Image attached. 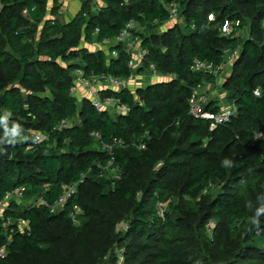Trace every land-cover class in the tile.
Instances as JSON below:
<instances>
[{
  "label": "trees",
  "instance_id": "1",
  "mask_svg": "<svg viewBox=\"0 0 264 264\" xmlns=\"http://www.w3.org/2000/svg\"><path fill=\"white\" fill-rule=\"evenodd\" d=\"M63 1L52 0L49 9L50 0H0V117L8 114V127L50 133L34 151L23 138L0 144V199L24 186L27 199L53 204L64 183L79 182L59 213L11 200L5 218H28L31 230L16 229L0 264H117V246L124 248L123 264H264V212L256 214L264 206V0H80L82 8L65 23ZM165 2L177 4L175 24L146 34L170 20ZM226 19L240 20L248 35L222 34ZM130 21L147 49L140 72L155 68L174 77L147 83L140 100L128 88L103 90L130 107L113 117L89 100L79 102L72 88L78 69L97 76L95 83L129 78L127 41L110 47L119 56L92 52L81 41L109 42ZM235 50L223 88L237 110L210 129L211 121L190 112V97L198 83L216 76L194 72L191 64L195 58L224 63ZM222 106L205 103L215 112ZM63 120L74 122L54 129ZM93 131L104 142L124 140L114 152L118 178L106 168L111 156ZM161 202H169L164 216ZM74 204L82 208L78 225L68 213ZM211 221L217 223L212 236ZM10 233L0 219V246Z\"/></svg>",
  "mask_w": 264,
  "mask_h": 264
},
{
  "label": "built area",
  "instance_id": "2",
  "mask_svg": "<svg viewBox=\"0 0 264 264\" xmlns=\"http://www.w3.org/2000/svg\"><path fill=\"white\" fill-rule=\"evenodd\" d=\"M161 2H164V0H160ZM169 12L170 20L175 21L177 18V4L174 2H165L164 3ZM176 5V6H175ZM28 10H24V14H27ZM209 18H213V15H210ZM240 20L237 19H226L222 28L221 32L224 35L230 34L232 31L238 29L240 27ZM134 26V21H130L126 27L119 33V35L116 37V42H128V48L127 51L134 49L135 50V41H138L139 38L135 37L132 33L131 28ZM97 31L99 29L97 28ZM138 52H131V61L129 63L130 66H132L134 61H137L139 63H142L145 59V56L147 54V49H144L142 47L138 46ZM113 56H119V53L117 50H114L112 52ZM239 56V51L235 50L233 52L228 51L227 56V63L233 64L237 57ZM151 68H154L155 65L151 64ZM225 65L224 63L215 64L213 61L203 60L201 58H195L193 60V63L191 64V70L194 72H201V73H207L210 75H215L216 77H221L225 73ZM155 69V68H154ZM98 79L97 76L89 77L86 76L84 71L82 69L77 70V77L75 80V86L72 88V92H74L78 86L84 85L86 88L90 91L91 94L89 95V101L98 109V110H105L108 106L113 105L115 106L119 112L127 114L130 111V107L127 104L121 103L119 100L115 98H107L104 97L103 94L95 88L96 83L95 81ZM107 81H109L110 85L115 89H123L127 88L128 84L126 79L122 78H107ZM201 87V83H198L197 87L194 89L192 96L190 97V112L193 116L196 118H203L211 121V126L216 127L220 124H224L232 118L233 114L236 112L237 108L234 105L231 106H225L224 108H221L220 111L215 112L212 110H208L205 108V103L207 102V97L204 93H201L198 91V88ZM255 93L259 95V91L256 90ZM18 124V123H17ZM69 125V121H61L57 126L54 127V129H62L63 127H66ZM11 128V127H9ZM212 129V128H211ZM92 135L100 141V146L102 150L107 151L109 155L111 156L108 164L107 169L110 171H114V164H115V155L114 152L117 147H122L125 142L123 139L118 137H113L111 142H104L102 139V135L98 131H93ZM261 137L262 134H258L256 137ZM18 138H23L26 140V146L27 150L34 151V149L40 145L43 144L50 139V133L43 132L38 129H27L24 130L22 128V131L20 133V136ZM141 148H145L146 145L143 143L140 145ZM85 176V175H84ZM84 176L79 180L80 182H83ZM115 178L119 177V174L116 173ZM78 186L79 182L74 183H64L62 185L63 187V194L59 198V200L56 203H49L46 198L40 196L38 197L31 205L30 207H40V206H49L52 208H55L58 204L61 206V209L65 208V206L69 203V201L76 195L78 192ZM26 193V187L24 186H16L12 190H9L3 197L0 199V218H3V226L5 224V227L8 228L9 231H11L10 234H8L7 242L2 244L0 246V258H5L9 254L8 247L10 246V243L13 241V233L16 231L21 232L23 234H29L31 230V224L30 219L25 217L18 218L17 221H12L11 218H5V212L7 211L11 200L19 201L21 197H23ZM18 199V200H17ZM60 209V210H61ZM54 211V210H53ZM55 212V211H54ZM69 217L71 221L78 225L80 224V218L79 216L82 213V208L78 204H74L71 209H69ZM124 248H121L120 250L117 249V252H121L120 255H118L119 258L123 259L124 262V255L123 253ZM123 264V263H122Z\"/></svg>",
  "mask_w": 264,
  "mask_h": 264
},
{
  "label": "rangeland",
  "instance_id": "3",
  "mask_svg": "<svg viewBox=\"0 0 264 264\" xmlns=\"http://www.w3.org/2000/svg\"><path fill=\"white\" fill-rule=\"evenodd\" d=\"M94 2H97L100 4V0H94ZM68 12V9H65V13ZM213 19V18H211ZM175 24V21H165L164 23L160 24L159 26H156L155 28L154 27H151L148 29V31H146V34H150L152 32H164V31H168L170 28L173 27V25ZM136 25V24H135ZM137 26V25H136ZM263 26H264V23H263ZM138 27V26H137ZM139 29V27H138ZM143 30V29H141ZM248 32H249V28L247 26H242L238 29L235 30V34L236 35H239L241 37H245L248 35ZM82 43V41H81ZM84 44V43H82ZM108 51V49H107ZM59 62L65 66V62L59 58L58 59ZM224 65H225V73L223 74V76L221 77H215L216 78V81L213 82V83H201V87L198 88V91L201 92V93H204L207 97V100L208 99H211V100H214V103L216 104H221L223 105L222 107H225V105H228V103L225 101V97L227 96L226 92H225V88L224 87V84L225 82L227 81V78L229 75H231V69H232V65L227 63V61L224 62ZM141 67H142V63H139L137 61H134L132 66H131V70H132V76L131 78H135L137 76H140L139 80L142 82V84H144V86L151 82L152 84L153 83H156V82H162V81H168V80H171L172 79V76L170 74H160L158 73L157 71H155L153 68L152 71L150 72H145L142 70V72H140L141 70ZM174 77V76H173ZM103 83L102 81L98 80L96 82V85L98 86V84H101ZM127 84H129V79L127 80ZM108 95H106L105 97H107ZM139 98V97H138ZM140 100V99H139ZM229 106V105H228ZM107 110L110 111V114L114 117L115 114H118V109L113 106V105H110L107 107ZM74 121L73 120H69V125L72 124ZM214 129V127L210 126V129ZM257 138H260L257 137ZM116 173H117V169L112 172H110V175L112 174V176H116ZM214 189H217V188H214ZM206 192V189L204 190ZM38 197H32L31 199L30 198H26V196L24 195L23 197L19 198L20 200V204L24 207H29ZM18 200V199H17ZM169 202H161V203H158V209H159V212L158 214L160 216H164V210H166V208H168ZM61 206H59L58 204L56 205L55 208H53V210L56 212V213H59L61 210ZM2 221L4 220L3 218H0ZM30 224H31V221H30ZM216 221H211L208 223L207 225V230H208V234L210 236L213 235V232H214V229L216 228ZM5 226V224H4ZM127 227V224L126 223H121L119 224V229L120 231L122 230H125ZM118 247V246H117ZM117 247H115L114 251L112 250V252H114L116 254V257H117V261L116 263L117 264H122L123 263V259L119 258L118 255L121 254V252H117ZM123 254V253H122ZM109 256V255H108ZM108 257H106L107 259ZM216 258H221V255H217Z\"/></svg>",
  "mask_w": 264,
  "mask_h": 264
},
{
  "label": "crops",
  "instance_id": "4",
  "mask_svg": "<svg viewBox=\"0 0 264 264\" xmlns=\"http://www.w3.org/2000/svg\"><path fill=\"white\" fill-rule=\"evenodd\" d=\"M51 4H52V0H50L49 9L51 8ZM81 8H82V3H81L80 0H64L63 1V9L61 10L62 15L59 17L60 21L63 22V23L68 22L74 16L77 15V13L80 11ZM65 9H68L67 13H65ZM47 18H54V17L48 12ZM135 26L136 25H135V22H134V27ZM116 41H117L116 39H113V40H111L109 42L108 41H104L103 43H100V42L95 40L94 42H92L90 44H87V43H85V41L82 38V43H84V44H82V43L81 44H82V47H85V48L89 49L92 52H95V51H98V50H103L109 56H111L112 55V50H111L110 47L115 45ZM138 46L142 47L140 39L138 41H135V47H134L135 50L132 49L133 52H135V53L138 52V50H139ZM107 49H108V51H107ZM131 76H132V74L129 76V78H126V81L129 79V84H128L127 88H128L129 91H131V93L134 96V98L139 100V98H140L139 89L142 88V87L143 88L146 87V85L144 86V84H142V82L139 80L140 76H137L134 79L131 78ZM95 88L98 89L103 95L105 94L103 92V90L108 91V90L115 89L110 84L105 83V82H103L101 84H98V86L96 85ZM72 93L77 98V100L79 102H82L83 100H89V95L88 94H91L90 91L84 85L78 86L77 89L74 92H72ZM107 98L111 99V98H114V97L113 96H109Z\"/></svg>",
  "mask_w": 264,
  "mask_h": 264
},
{
  "label": "clouds",
  "instance_id": "5",
  "mask_svg": "<svg viewBox=\"0 0 264 264\" xmlns=\"http://www.w3.org/2000/svg\"><path fill=\"white\" fill-rule=\"evenodd\" d=\"M209 19H211V18H209ZM0 125H3V128H4V136L3 137H7V139L0 138V144H2V143L15 144L17 138L20 136V133L22 131L21 125L13 123L11 128H9L8 127V114H6L3 117H0ZM228 163H229V160H227V159L222 161L223 165H227ZM261 212H264V206H261L260 208H258L256 210L257 215H259Z\"/></svg>",
  "mask_w": 264,
  "mask_h": 264
}]
</instances>
